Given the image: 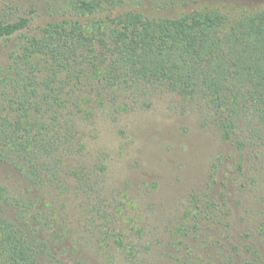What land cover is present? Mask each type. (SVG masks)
<instances>
[{
  "label": "trees",
  "instance_id": "trees-1",
  "mask_svg": "<svg viewBox=\"0 0 264 264\" xmlns=\"http://www.w3.org/2000/svg\"><path fill=\"white\" fill-rule=\"evenodd\" d=\"M1 12L0 40L16 41L0 67V160L25 189L0 184V264H60L62 196L101 214L85 139L100 113L115 121L168 92L235 145L238 173L263 156L264 0H4ZM203 198L179 233L207 243L225 219Z\"/></svg>",
  "mask_w": 264,
  "mask_h": 264
},
{
  "label": "rangeland",
  "instance_id": "rangeland-1",
  "mask_svg": "<svg viewBox=\"0 0 264 264\" xmlns=\"http://www.w3.org/2000/svg\"><path fill=\"white\" fill-rule=\"evenodd\" d=\"M15 41L0 40V67ZM150 98L147 109L118 112L115 121L100 113L96 127L85 128L86 157L102 170L96 199L103 208L85 218L72 194L61 197L60 264H264V150L259 159L252 153L256 161L247 154L238 173L235 145L206 124L199 107L168 92ZM0 184L25 189L1 160ZM195 196L224 213L223 224L207 228V243L179 233Z\"/></svg>",
  "mask_w": 264,
  "mask_h": 264
}]
</instances>
